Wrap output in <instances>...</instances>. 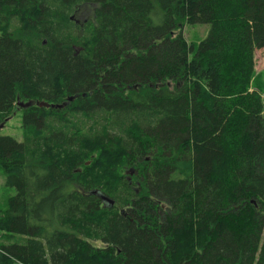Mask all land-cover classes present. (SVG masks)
<instances>
[{
  "label": "trees",
  "instance_id": "obj_1",
  "mask_svg": "<svg viewBox=\"0 0 264 264\" xmlns=\"http://www.w3.org/2000/svg\"><path fill=\"white\" fill-rule=\"evenodd\" d=\"M263 48L264 0H0V264H264Z\"/></svg>",
  "mask_w": 264,
  "mask_h": 264
},
{
  "label": "rangeland",
  "instance_id": "obj_2",
  "mask_svg": "<svg viewBox=\"0 0 264 264\" xmlns=\"http://www.w3.org/2000/svg\"><path fill=\"white\" fill-rule=\"evenodd\" d=\"M210 26L208 24H195L186 26L184 28V35L188 42L198 43L200 40L206 38L208 35ZM256 65L255 70L257 74V84L262 91L264 97V48L255 51ZM264 116V113H263ZM23 115L21 111L15 113L5 125L0 129V135L11 136L18 141H21L23 138V129H22ZM5 175L4 172L0 169V200L5 197L10 190L6 189L4 186ZM12 193H15L12 191ZM164 206V205H163ZM98 246H102L101 243H97Z\"/></svg>",
  "mask_w": 264,
  "mask_h": 264
},
{
  "label": "water",
  "instance_id": "obj_3",
  "mask_svg": "<svg viewBox=\"0 0 264 264\" xmlns=\"http://www.w3.org/2000/svg\"><path fill=\"white\" fill-rule=\"evenodd\" d=\"M40 105H41V106H48V104H47V103H44V102H43V103H40ZM3 126H4V125H1V126H0V129H1Z\"/></svg>",
  "mask_w": 264,
  "mask_h": 264
}]
</instances>
